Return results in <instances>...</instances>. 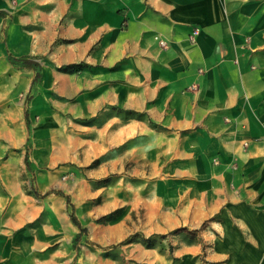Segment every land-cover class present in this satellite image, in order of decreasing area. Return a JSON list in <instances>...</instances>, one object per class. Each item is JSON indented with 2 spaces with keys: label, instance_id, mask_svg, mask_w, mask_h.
<instances>
[{
  "label": "crops",
  "instance_id": "crops-1",
  "mask_svg": "<svg viewBox=\"0 0 264 264\" xmlns=\"http://www.w3.org/2000/svg\"><path fill=\"white\" fill-rule=\"evenodd\" d=\"M52 94L60 114L94 123L145 116L127 142L189 166L201 221L220 233L209 261L264 264V0H0V196L19 193L32 112ZM22 207L0 202V264H119L94 259L77 218L69 237ZM175 244L174 264H202Z\"/></svg>",
  "mask_w": 264,
  "mask_h": 264
},
{
  "label": "rangeland",
  "instance_id": "rangeland-1",
  "mask_svg": "<svg viewBox=\"0 0 264 264\" xmlns=\"http://www.w3.org/2000/svg\"><path fill=\"white\" fill-rule=\"evenodd\" d=\"M81 68L70 66V74L77 76ZM47 100V107H38L44 113L42 108L32 112L39 130L32 132L29 167L24 161L17 167L20 191L0 196V202L23 206L22 213L34 220L31 226L43 222L58 231L69 224V237L71 216H76L86 227L85 246L97 262L174 264L177 241L183 247L196 246L195 257L213 264L208 252L220 233L212 216L201 221L205 209L195 202L199 190L189 166L159 163L156 154L145 153L151 142H127L128 134L143 135L137 128L148 122L145 116L107 110L94 123L60 114L62 98L56 94ZM46 191L68 196L69 204L56 193L43 196ZM179 228L194 233L174 232Z\"/></svg>",
  "mask_w": 264,
  "mask_h": 264
},
{
  "label": "trees",
  "instance_id": "trees-1",
  "mask_svg": "<svg viewBox=\"0 0 264 264\" xmlns=\"http://www.w3.org/2000/svg\"><path fill=\"white\" fill-rule=\"evenodd\" d=\"M38 81H39V74L36 75L35 80L33 81V86H34ZM25 114H26V115L28 114L27 111H26ZM25 163H26L27 167H29V161H28V158H27V157L25 158ZM51 193H56V194H59V195H61V196H64V197L67 199V203L69 204V197H68V196H65L64 194H62V193H60V192H51V191H49V192H46L43 196L49 195V194H51ZM71 219H72V221H73L76 225H78V226L80 227V224L78 223V221H77V219H76L75 216H71ZM82 231H83V232L86 231L85 228H82V229H81V232H82ZM176 231H178V230H175L174 232H176ZM191 233H192V232H191ZM193 233H194V232H193Z\"/></svg>",
  "mask_w": 264,
  "mask_h": 264
},
{
  "label": "built area",
  "instance_id": "built-area-1",
  "mask_svg": "<svg viewBox=\"0 0 264 264\" xmlns=\"http://www.w3.org/2000/svg\"><path fill=\"white\" fill-rule=\"evenodd\" d=\"M161 44L163 45V42H161Z\"/></svg>",
  "mask_w": 264,
  "mask_h": 264
}]
</instances>
